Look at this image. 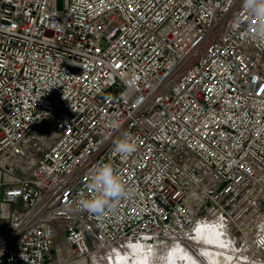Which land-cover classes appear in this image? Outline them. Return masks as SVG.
I'll list each match as a JSON object with an SVG mask.
<instances>
[{
	"label": "built area",
	"instance_id": "built-area-1",
	"mask_svg": "<svg viewBox=\"0 0 264 264\" xmlns=\"http://www.w3.org/2000/svg\"><path fill=\"white\" fill-rule=\"evenodd\" d=\"M59 1L0 0V186L18 205L0 264L236 218L264 260V39L243 0ZM102 164L134 195L98 218L79 201Z\"/></svg>",
	"mask_w": 264,
	"mask_h": 264
},
{
	"label": "rangeland",
	"instance_id": "rangeland-1",
	"mask_svg": "<svg viewBox=\"0 0 264 264\" xmlns=\"http://www.w3.org/2000/svg\"><path fill=\"white\" fill-rule=\"evenodd\" d=\"M63 5V1L60 0L58 2V6L61 8ZM53 132V131H52ZM54 139H51L46 145L43 146L44 149L48 148L52 145ZM12 179V176L3 173L0 177L1 181H9ZM236 224L232 223L229 225V223H221L219 231L222 232L224 235V241L221 247V251H224L229 254L230 262L228 264H249L248 262L255 263V264H264L263 260H258L259 256H251L247 244L248 239H246V235L242 236V232L240 228L238 227V223L241 221L240 218H236ZM203 222V221H202ZM205 223V222H203ZM249 231V232H254ZM175 238H179L178 242L187 247L194 256L200 258L204 264H212L209 262L206 257H204L201 254L202 248L209 246L211 248H214V245L206 243V241L188 237L186 235L178 236L177 235H169L167 238H161L159 242L152 244L151 248L146 251V264H178V249L177 245L174 244ZM242 239L245 240V244L241 246V243H243ZM232 243L233 248H228L227 245L229 243ZM136 243V242H133ZM174 244V245H173ZM176 245V246H175ZM126 243H122L120 245H115L112 247L107 248L104 251H97L91 258L84 259L82 261H79V264H114L117 261V257L119 255L126 256L127 250ZM175 248V249H174ZM65 249H63L64 251ZM129 251L131 250L128 249ZM136 250V249H135ZM174 250V252H172ZM138 253V250H136Z\"/></svg>",
	"mask_w": 264,
	"mask_h": 264
},
{
	"label": "clouds",
	"instance_id": "clouds-1",
	"mask_svg": "<svg viewBox=\"0 0 264 264\" xmlns=\"http://www.w3.org/2000/svg\"><path fill=\"white\" fill-rule=\"evenodd\" d=\"M244 7L251 16L257 18L256 36L264 39V0H243ZM118 127V125H116ZM135 138L125 133L123 138L116 142L114 151L121 157H127L136 150ZM90 188L93 195L79 201L80 210L103 218L116 208L119 202L131 200L134 191L128 186L109 164L97 166L90 175Z\"/></svg>",
	"mask_w": 264,
	"mask_h": 264
},
{
	"label": "bare ground",
	"instance_id": "bare-ground-1",
	"mask_svg": "<svg viewBox=\"0 0 264 264\" xmlns=\"http://www.w3.org/2000/svg\"><path fill=\"white\" fill-rule=\"evenodd\" d=\"M220 225L221 223L217 221H210L208 223L198 222L187 233H185V235L188 237L197 238L206 241V243L214 245V248L206 246L202 248V250L200 251L201 254L204 257H206V259L212 264H228L230 262L229 254L224 251H221V248H219L222 246V244H224L223 243L224 235L222 234L221 231L218 230L221 228ZM249 231L248 232L245 231L244 234L246 235V239H248V244H247L248 250L249 252H251V246L256 236V230L254 232H249ZM178 240L179 238H175L174 240L175 242L174 244L177 245L175 246L178 249L177 251L178 264H204L200 258L194 256L192 252L187 247L181 245L178 242ZM133 242L134 241L124 242L126 243V245H128V247L125 246L127 250V255L123 257L122 255H119L116 258L117 261L114 264H146L147 261L146 251L151 248L152 244L141 241L140 242L136 241V243ZM109 247L112 246L103 247L98 251L99 252L104 251ZM227 247L233 248L232 243L230 242L227 245ZM128 249H130L131 251H129ZM135 249L138 250V253ZM172 252H174V250ZM255 252H259V250H255ZM65 264H70V263H68L67 260Z\"/></svg>",
	"mask_w": 264,
	"mask_h": 264
},
{
	"label": "crops",
	"instance_id": "crops-1",
	"mask_svg": "<svg viewBox=\"0 0 264 264\" xmlns=\"http://www.w3.org/2000/svg\"><path fill=\"white\" fill-rule=\"evenodd\" d=\"M3 173H5V172H3L0 169V177ZM0 182H5V181L0 180ZM3 192H4V188L2 186H0V227L7 222V219L9 217L11 211L18 206L16 204L15 205L14 204H6L3 201ZM64 249L65 250L61 252V257L56 258L55 264H65L67 262L68 256H67L66 248H64ZM75 264H79V262H77Z\"/></svg>",
	"mask_w": 264,
	"mask_h": 264
}]
</instances>
